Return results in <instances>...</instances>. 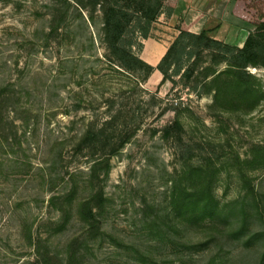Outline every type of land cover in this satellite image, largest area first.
<instances>
[{
	"label": "rangeland",
	"instance_id": "obj_1",
	"mask_svg": "<svg viewBox=\"0 0 264 264\" xmlns=\"http://www.w3.org/2000/svg\"><path fill=\"white\" fill-rule=\"evenodd\" d=\"M61 5V0H0V90L15 101L2 106L6 124L0 139L7 136L10 146H0V264L30 257L21 255L27 249L20 229L58 218L59 213L47 206L51 195L63 194L73 182L78 186L75 203L88 195L84 182L91 160L75 153L74 144L90 126L106 122L118 132L123 129L129 139L111 157L110 173L100 183L108 199L102 218L106 235L91 242L85 260L91 264H264V169L248 171L258 202L254 209L249 205L252 198L244 199L245 190L232 168L236 155L245 159L254 145L264 148V99L249 114L214 118L209 109L213 93H202L196 82L198 70L190 80L180 77L182 71L153 86L154 75L145 85L147 80L140 82L142 72H124L111 64L101 41L100 13L92 27L87 12L81 18L70 8V27L50 34L51 14ZM218 7L204 29L214 30L211 37L232 45L229 7L221 0ZM182 24L176 26L178 31ZM144 41L138 43L143 46ZM141 50L138 45L133 49L138 56ZM247 70L260 80L264 92V69ZM177 111L184 142L201 155L193 162L212 155L220 157L217 166H224L215 177L213 195L220 210L236 206L228 227L215 223V228L197 233L175 225L180 231L174 233L169 223V228L161 226L165 235L159 236L146 226V206L165 214L170 180L181 168L176 144L164 140L161 132ZM71 213L67 229L54 236L59 250L82 231L75 207ZM185 242L208 244L204 250H186L181 246Z\"/></svg>",
	"mask_w": 264,
	"mask_h": 264
},
{
	"label": "trees",
	"instance_id": "obj_2",
	"mask_svg": "<svg viewBox=\"0 0 264 264\" xmlns=\"http://www.w3.org/2000/svg\"><path fill=\"white\" fill-rule=\"evenodd\" d=\"M233 1L232 15L253 28L242 47L211 37L214 30L205 28L199 34H193L182 24L179 35L155 68L140 59L133 49L138 45L141 50L143 46L138 40L149 38L152 25L162 14L171 15L175 0H61L63 5L51 14L49 32L58 34L70 27V8L81 18L82 12H87V20L92 27L96 25L97 13H100L101 41L107 50L106 58L111 64L124 72H142L141 83H145L154 70L162 75L161 82L171 80L172 74L180 75L182 71L180 77L190 80L198 70L196 82L201 86L202 93H213L209 109L214 118L226 113L249 114L264 99L260 80L247 70L264 69V0ZM205 64L207 65L204 66ZM220 65H224L223 70L218 69ZM6 95L5 90H0V129L6 124L2 106L15 102L9 97L5 98ZM180 115V111L175 112L173 121L161 129L162 138L176 144L181 162L180 170L175 171L170 180V193L167 205L163 208L165 214L161 215L150 205L143 212L146 226L159 236L165 235L161 226L169 228V223L173 224L170 228L174 229V233L180 231L175 225H183L197 233L215 228V223L228 227L232 224L231 217L237 214L236 206L232 204L220 210L213 195L215 177L222 169L220 167H224L217 166L220 157L209 155L193 162L201 155L193 145L184 142L185 131ZM9 126L12 128L14 124L10 123ZM111 127L114 128L109 132ZM117 130L116 126L108 122L100 127L90 126L74 144L75 153L86 155L91 160L84 182L89 190L88 195L75 203L78 190L75 182L63 194L51 195L47 199V206L59 213L58 218L47 220L36 228L33 224L21 227L20 235L27 249L21 255L30 257L22 262L18 260L16 264H91L85 260V253L90 250L91 242L100 241L106 235L102 229V218L108 199L104 197L100 183L110 173L111 157L129 139L123 129L119 132ZM3 143L10 146L7 136L0 139V146ZM249 155L245 159L236 155L232 168L236 169L242 189L245 190L244 199L251 197L249 205L258 209L248 171L264 169V148L254 145ZM73 176L72 174L69 178L73 180ZM49 191L51 193L52 188ZM74 207L82 231L68 239L63 250H59L53 242L54 236L67 229ZM240 213L242 220L246 221L247 214L243 208ZM207 244L208 242H185L181 246L186 250H204Z\"/></svg>",
	"mask_w": 264,
	"mask_h": 264
},
{
	"label": "crops",
	"instance_id": "obj_3",
	"mask_svg": "<svg viewBox=\"0 0 264 264\" xmlns=\"http://www.w3.org/2000/svg\"><path fill=\"white\" fill-rule=\"evenodd\" d=\"M219 1L175 0L171 15L166 16L162 14L152 25L149 38L144 41L142 50L140 51V59L155 68L165 55L168 47L178 36L179 31L176 27L178 23L182 21L190 33L199 34L204 29L206 21L215 16L216 11H219ZM221 1H224L227 7H229V13L227 15L226 12V17L232 23V45L240 48L253 28L247 30L248 24L232 15L233 0ZM162 19H164L163 22ZM159 53L161 55H158ZM152 75L155 76V82L152 85L160 84L162 75L157 70H154ZM148 80L145 85H148Z\"/></svg>",
	"mask_w": 264,
	"mask_h": 264
},
{
	"label": "bare ground",
	"instance_id": "obj_4",
	"mask_svg": "<svg viewBox=\"0 0 264 264\" xmlns=\"http://www.w3.org/2000/svg\"><path fill=\"white\" fill-rule=\"evenodd\" d=\"M158 55H161V53H159Z\"/></svg>",
	"mask_w": 264,
	"mask_h": 264
}]
</instances>
